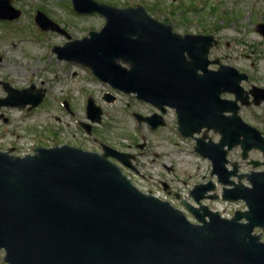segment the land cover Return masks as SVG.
<instances>
[{"label":"water","instance_id":"obj_1","mask_svg":"<svg viewBox=\"0 0 264 264\" xmlns=\"http://www.w3.org/2000/svg\"><path fill=\"white\" fill-rule=\"evenodd\" d=\"M72 1L78 13L103 15L106 25L90 37L55 46L58 58L90 68L101 81L127 94L137 93L163 112L165 106L175 109L181 134L194 138L195 151L211 161L212 174L223 186L222 199L243 200L248 210L226 219L203 205L204 199L221 198L208 195L217 189L210 181L191 191L199 208L183 200L201 224L192 223L170 202L139 190L110 160L134 168L135 156L105 144L102 155L70 145L38 147L35 154L24 157L0 151V249L6 252L5 262L264 264V242L261 235H253L256 228L264 230V171L239 174L236 164L233 170L227 168L228 152L235 147H241L244 160L254 149L264 154V136L239 115V101L250 105L251 95L260 104L264 89L246 92L241 83L249 81L247 74L209 59L214 36L174 33L144 6L119 9L96 0ZM11 2L0 0V19L21 15ZM36 20L43 30L71 39L44 14ZM257 31L264 36V23ZM211 64L220 69L209 70ZM4 88L8 96L0 100V108L29 106L32 110L45 98V92L35 86L17 90L4 83ZM227 92L236 99H222ZM105 100L115 98L106 95ZM102 115V108L90 98L88 119L101 123ZM138 119L152 129L164 125L159 117L138 115ZM83 126L90 134L92 125ZM204 128L217 131L221 140L214 142L206 134L196 137Z\"/></svg>","mask_w":264,"mask_h":264},{"label":"rangeland","instance_id":"obj_2","mask_svg":"<svg viewBox=\"0 0 264 264\" xmlns=\"http://www.w3.org/2000/svg\"><path fill=\"white\" fill-rule=\"evenodd\" d=\"M97 1L118 8L142 5L158 20L171 24L177 33L214 35L218 45L211 49L210 58L246 73L249 82H243L242 86L247 91L253 86L264 89V36L257 31V26L264 23V0ZM13 6L22 10V18L14 22L0 20V80L18 90L35 85L46 96L39 107L30 111L0 108V151L24 157L34 154L37 147L69 144L102 154L104 143L135 156L134 169L113 162L119 164L136 187L176 207L180 205L176 195L195 204L191 190L209 181L216 184V193H222V185L212 174L211 162L195 151L194 139L178 131L173 111L167 114L165 127L155 131L145 124L140 127L133 113L150 116L156 113L151 105L101 82L88 68L59 60L53 47L64 46L67 38L55 32H41L34 24L37 10H41L76 40L88 36L90 31H100L105 24L101 15L77 14L71 0H13ZM105 94H112L115 100L105 101ZM6 95L0 85V99ZM90 97L103 110L102 123L93 125L91 135L81 126L82 122L91 123L86 112ZM240 114L264 136V101L242 106ZM205 133L214 141L219 139L217 132L204 131L201 135ZM228 158L239 165L240 173L264 170L263 164L255 168L248 163L264 162L260 150L251 151L245 161L241 148L237 147ZM243 182L249 185L245 179ZM165 184L169 186L167 190ZM203 204L226 217L247 209L243 201L210 199ZM4 255L0 250V264H6Z\"/></svg>","mask_w":264,"mask_h":264},{"label":"flooded vegetation","instance_id":"obj_3","mask_svg":"<svg viewBox=\"0 0 264 264\" xmlns=\"http://www.w3.org/2000/svg\"><path fill=\"white\" fill-rule=\"evenodd\" d=\"M13 2V1H12ZM13 5V4H12ZM38 11V10H37ZM152 13H155V12H153L152 11ZM164 22V21H163ZM164 23H166V22H164ZM168 24V23H167ZM171 25V24H170ZM172 29H173V31H175L174 30V27L172 26ZM176 32V31H175ZM54 33V32H53ZM56 33V32H55ZM187 34V33H186ZM218 45V44H217ZM217 45H215V46H217ZM213 47H211V49H212ZM210 53H211V50H210ZM211 60H215V59H211ZM139 61V59H137L136 58V62H138ZM120 64H122V66L123 67H125V68H128L129 66H128V64L127 63H125V62H123L122 60L120 61ZM211 66H218V65H211ZM211 66H210V69L211 70H218V67L217 68H215V69H212L211 68ZM140 67V66H139ZM148 69V71H149V67L147 68ZM147 71V72H148ZM3 82H5V81H1L0 80V85H2L3 86V88H4V85H3ZM31 86H35V85H31ZM4 90H5V88H4ZM106 95V94H105ZM110 95H112V94H110ZM127 95H132L133 97H135V99L138 101V102H143V103H147V104H149V105H151L154 109H155V111H156V113H153L152 115H150L151 117L152 116H154V117H156V118H161L162 119V121H163V123L166 125L167 124V122H166V116H167V114L170 112V111H173L174 113H175V115H176V119H177V125H178V114H177V112H176V110L175 109H173V108H171V107H168V106H165V109H166V112H163L160 108H158V107H156L155 105H153V104H151V103H148V102H146V101H143V100H141V99H139L138 98V95H137V93H131V94H127ZM222 97L225 99V100H234V95L233 94H231V93H225V94H223L222 95ZM68 109L70 110V107L68 106ZM133 115H134V117L137 119V121H138V115H139V113H133ZM150 116H144V118L145 117H150ZM138 123H139V125H140V127L143 125V124H145V125H147L149 128H150V124L149 123H147V122H143V123H140L139 121H138ZM83 124V123H82ZM208 132H211V131H208ZM213 132H215V131H213ZM216 133V132H215ZM217 135H219V139H220V134L217 132L216 133ZM208 135V134H207ZM209 136V135H208ZM218 139V140H219ZM217 140V141H218ZM102 147V146H101ZM231 163H233V162H231ZM230 166H231V164H230ZM179 208H182V209H185V207L182 205V203L180 202V205L178 206Z\"/></svg>","mask_w":264,"mask_h":264},{"label":"bare ground","instance_id":"obj_4","mask_svg":"<svg viewBox=\"0 0 264 264\" xmlns=\"http://www.w3.org/2000/svg\"><path fill=\"white\" fill-rule=\"evenodd\" d=\"M120 64V63H119ZM122 65V64H121ZM67 145H69V144H67ZM70 146H72V145H70ZM199 154V153H198ZM110 160H112V159H110ZM228 165V164H227ZM187 216V215H186ZM188 217V216H187Z\"/></svg>","mask_w":264,"mask_h":264}]
</instances>
